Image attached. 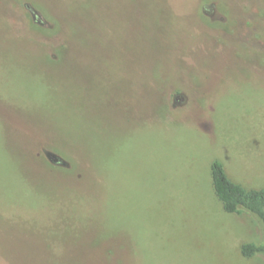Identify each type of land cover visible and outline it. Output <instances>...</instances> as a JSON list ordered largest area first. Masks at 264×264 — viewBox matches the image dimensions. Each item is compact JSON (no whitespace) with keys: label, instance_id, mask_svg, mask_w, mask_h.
<instances>
[{"label":"rangeland","instance_id":"rangeland-1","mask_svg":"<svg viewBox=\"0 0 264 264\" xmlns=\"http://www.w3.org/2000/svg\"><path fill=\"white\" fill-rule=\"evenodd\" d=\"M226 6L264 23V0H0V264H264L240 251L262 220L210 186L216 156L264 186V62L220 42Z\"/></svg>","mask_w":264,"mask_h":264},{"label":"trees","instance_id":"trees-1","mask_svg":"<svg viewBox=\"0 0 264 264\" xmlns=\"http://www.w3.org/2000/svg\"><path fill=\"white\" fill-rule=\"evenodd\" d=\"M226 7L223 8V12L227 17L224 25H227L228 30L230 29L229 26H231V29L228 36L220 42L224 44L226 49L231 51V54H238L239 57L246 54H256L260 56L263 60L262 62H264V48L262 46L264 42V23L260 20V17H257L258 20L253 17L254 20H257L256 23L252 18L248 17V19L244 20L245 22L242 21L244 24H241L242 27L240 28L239 17L235 15L233 7ZM241 7L243 10L247 11L251 6L243 3ZM249 23L255 25L256 28L253 32V37L247 39V37H243L241 33L243 27ZM209 50L213 55L225 51H220L216 47H212ZM246 60H252L254 63V60L251 58H247L245 61ZM53 148H55V153H45L43 150H38L40 161L46 166L53 168H63L66 171L74 170V162L71 157L66 154L67 152L56 146H53ZM208 169H210V186L213 196L221 204L222 210L231 214L253 213L262 220L264 225V186H246L243 183L233 180L226 170L227 167L222 156L212 158L208 164ZM240 251L246 258L254 257L258 253L264 252V242H243Z\"/></svg>","mask_w":264,"mask_h":264},{"label":"crops","instance_id":"crops-1","mask_svg":"<svg viewBox=\"0 0 264 264\" xmlns=\"http://www.w3.org/2000/svg\"><path fill=\"white\" fill-rule=\"evenodd\" d=\"M229 176H230V174H229ZM231 177V176H230ZM232 178V177H231ZM233 180H235V181H237V182H239V180H237V179H234V178H232ZM241 181V180H240ZM243 181H241L240 183H242ZM245 182H243V184H244ZM246 184V183H245ZM244 184V185H245ZM247 185V184H246ZM251 185V184H250ZM248 186V185H247Z\"/></svg>","mask_w":264,"mask_h":264}]
</instances>
